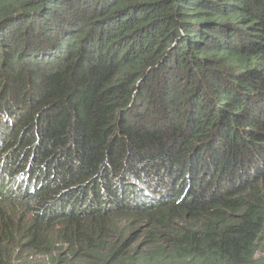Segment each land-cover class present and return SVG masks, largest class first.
Segmentation results:
<instances>
[{
    "label": "trees",
    "instance_id": "1",
    "mask_svg": "<svg viewBox=\"0 0 264 264\" xmlns=\"http://www.w3.org/2000/svg\"><path fill=\"white\" fill-rule=\"evenodd\" d=\"M0 86V264H264V0H0Z\"/></svg>",
    "mask_w": 264,
    "mask_h": 264
},
{
    "label": "rangeland",
    "instance_id": "2",
    "mask_svg": "<svg viewBox=\"0 0 264 264\" xmlns=\"http://www.w3.org/2000/svg\"><path fill=\"white\" fill-rule=\"evenodd\" d=\"M1 91H2V89H1V86H0V92ZM12 116H13V114H12ZM11 120L13 121V119L10 118V121ZM141 232H143V230L140 229L138 234H140ZM27 261H30V263H32V264H39V263L44 262L45 258L43 256H41V255H33V256L28 257Z\"/></svg>",
    "mask_w": 264,
    "mask_h": 264
}]
</instances>
